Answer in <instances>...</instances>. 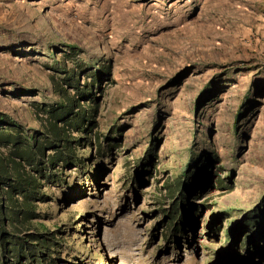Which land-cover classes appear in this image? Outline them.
I'll list each match as a JSON object with an SVG mask.
<instances>
[{"label": "rangeland", "instance_id": "rangeland-1", "mask_svg": "<svg viewBox=\"0 0 264 264\" xmlns=\"http://www.w3.org/2000/svg\"><path fill=\"white\" fill-rule=\"evenodd\" d=\"M54 87L96 111L0 264H264V0H0V113Z\"/></svg>", "mask_w": 264, "mask_h": 264}, {"label": "trees", "instance_id": "trees-1", "mask_svg": "<svg viewBox=\"0 0 264 264\" xmlns=\"http://www.w3.org/2000/svg\"><path fill=\"white\" fill-rule=\"evenodd\" d=\"M62 70V81L74 88L69 83L74 81V71L67 72L65 67ZM75 81L77 86L78 78ZM57 88L60 89L54 87V93L59 100L43 106L44 119L36 134L27 133L0 113V240L7 227L29 231L39 219L37 205L47 200L41 190L43 180L59 165L76 164L75 145L79 140L72 137V133L83 132L84 124L90 123L89 112L96 111V107H89L87 111L75 97L68 95L66 89ZM78 94L86 96L84 91ZM11 236L14 237L13 234ZM0 245H3L2 241ZM29 245L30 248H37L36 245Z\"/></svg>", "mask_w": 264, "mask_h": 264}]
</instances>
